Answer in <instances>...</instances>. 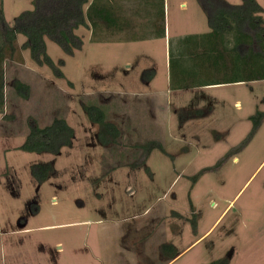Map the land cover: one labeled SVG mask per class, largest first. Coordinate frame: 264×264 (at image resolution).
I'll use <instances>...</instances> for the list:
<instances>
[{"label": "rangeland", "instance_id": "obj_1", "mask_svg": "<svg viewBox=\"0 0 264 264\" xmlns=\"http://www.w3.org/2000/svg\"><path fill=\"white\" fill-rule=\"evenodd\" d=\"M33 1L2 0L5 18L14 26L19 15L35 9ZM257 1L264 11V0ZM182 2L189 4L186 13L179 9ZM201 9L198 0H167L165 27L174 31L182 18H193V33H209ZM87 31L75 30L83 47L73 56L45 38L63 79L36 65L29 50L9 69V119L0 125V264H264V119L254 134L252 119L264 113V81L221 85L202 95L174 92L171 108L161 95L155 107L133 96L145 90L144 74L152 70L148 89L167 88L165 37L96 43ZM26 40L19 36V44ZM15 80L30 87L28 99L15 91ZM210 104L209 117L181 125L179 107ZM84 105L101 108L118 126V144L100 145L99 127L90 123ZM29 118L40 127L65 120L75 130L73 146L56 157L21 151ZM150 141L172 157L154 151L145 163L139 146ZM47 163L55 173L39 185L31 169ZM21 225L28 231L18 232ZM163 244L177 249L174 261L161 253Z\"/></svg>", "mask_w": 264, "mask_h": 264}, {"label": "trees", "instance_id": "obj_2", "mask_svg": "<svg viewBox=\"0 0 264 264\" xmlns=\"http://www.w3.org/2000/svg\"><path fill=\"white\" fill-rule=\"evenodd\" d=\"M136 1L135 12H127L123 3ZM208 17L210 32L201 35H188L169 42L170 88L182 91L202 87L247 84L264 81V17L263 9L257 0H243L240 6H233L224 0H198ZM33 11L23 12L10 27L0 0V115H5L4 62L6 59L22 62L21 51L29 50L32 61L39 67L47 66L56 77L63 79L64 74L47 54L45 38L62 48L67 56L82 50L83 41L75 30L83 27L92 30L91 42L110 41L136 42L145 39L165 37V0H34ZM140 7L145 12L139 11ZM133 13L135 15H133ZM137 17V19L135 18ZM135 18V20L133 19ZM146 29V35L139 32ZM27 40L20 48L18 36ZM60 61V65H63ZM146 75V76H145ZM155 71L144 74V82H151ZM15 91L28 99L30 87L19 80L13 82ZM91 124L99 127L97 140L102 146L118 144L121 131L117 125L108 122L103 110L96 106H83ZM176 114L181 125L188 121L199 120L212 114V107L205 109H180ZM254 132L264 119V113L252 118ZM29 134L19 148L26 153L59 156L64 148H71L75 130L63 119L55 118L51 125L40 127L34 118L28 119ZM224 134L217 135L218 137ZM144 154V162L154 151L170 156L158 141H150L139 146ZM143 163V165H145ZM222 165L204 168L191 178L196 184L203 175L215 171ZM146 172L150 169L146 167ZM55 173L53 163L37 164L31 169L33 179L42 185ZM190 208L195 212L190 201ZM196 217L192 220L193 231H197ZM161 253L174 261L178 251L172 244H163ZM210 264H228L227 259Z\"/></svg>", "mask_w": 264, "mask_h": 264}, {"label": "crops", "instance_id": "obj_3", "mask_svg": "<svg viewBox=\"0 0 264 264\" xmlns=\"http://www.w3.org/2000/svg\"><path fill=\"white\" fill-rule=\"evenodd\" d=\"M92 0H90L91 2ZM124 7L127 9V12H135V10L137 9V2L136 1H126L123 3ZM169 8V6H168ZM189 4L188 3H185V2H182L180 5H179V9H183V11L181 12L179 10V12L181 13H186L188 12L189 10ZM201 8V7H200ZM188 9L187 11H184ZM202 10V9H201ZM167 12V0H165V18L167 16L166 14ZM5 15V14H4ZM133 15H135L133 13ZM135 20V18H133ZM7 24L10 26V27H14L13 25H11L8 20L5 18ZM172 21H170V24H171ZM180 22H183L182 24H180V27H175V30L173 31V28L171 30L170 28V25L165 27V39H162L161 41L165 42V46L167 47V54H168V49H169V43L170 40L176 36V37H185V36H188V35H201V34H197V33H193V32H197L195 31L196 28H194V25L196 24L193 20V18H182L180 20ZM177 21H175V24L177 25ZM86 29V28H85ZM210 29V28H209ZM79 30V29H77ZM88 30L87 33H89V35H91L90 38H92V30L91 29H86ZM205 34V33H204ZM20 36V35H19ZM19 36H18V46L21 48L25 42L23 44H19ZM2 40L0 39V45H2ZM13 65H20L18 64L17 62L15 61H12V60H9V59H6L5 62H4V79H5V115L8 116V100H7V91H8V87H9V69L10 68H13ZM153 69V68H151ZM155 71V70H153ZM155 74H156V71H155ZM155 78V77H154ZM144 87H145V90H141L139 91V93H135L133 97H137L136 100L138 99V102H145L148 103V102H151V103H154V106L156 107L158 104H156V98H159V96L161 95H165L166 97V100H165V108L166 107H170L171 108V105L173 103V93L174 92H181V91H172L171 88H170V76L168 78V86L165 90L163 91H157V90H151V89H148L151 85V82H148L146 84H143ZM235 85H238V84H235ZM220 86H214V87H202V88H196V89H188V90H182V92H197L199 93L200 95H202V92H205V91H209V90H213V89H216ZM124 93V92H122ZM128 95V94H127ZM205 95V94H204ZM139 97V98H138ZM204 97V96H202ZM207 98H204V100H202V102L206 101ZM163 102V101H161ZM137 103V102H136ZM190 103V102H189ZM191 106V105H190ZM212 105H207V107H209ZM179 108H182V109H186V108H183V107H179ZM193 107H187V109H191ZM4 115H0V125L3 123L4 119H3ZM7 120H5L6 122ZM1 136H7V134H3ZM24 223V221H23ZM21 228L22 230L18 231V232H25V231H28L25 227V225H21ZM61 248V247H60ZM59 248V250L61 251V249ZM171 264V263H170Z\"/></svg>", "mask_w": 264, "mask_h": 264}]
</instances>
